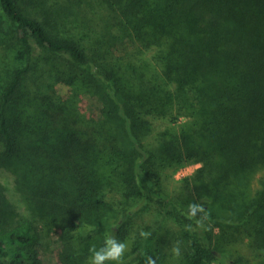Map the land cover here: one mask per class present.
<instances>
[{
    "label": "trees",
    "instance_id": "trees-1",
    "mask_svg": "<svg viewBox=\"0 0 264 264\" xmlns=\"http://www.w3.org/2000/svg\"><path fill=\"white\" fill-rule=\"evenodd\" d=\"M0 14L26 56L0 97V168L29 210L10 223L0 185V264H43L46 238L59 242L54 264H88L106 236L128 242L126 264H144L140 233L152 230L132 201L182 226L184 264H209L207 224L166 182L191 163L202 167L178 182L183 194L199 185L264 239V0H0Z\"/></svg>",
    "mask_w": 264,
    "mask_h": 264
},
{
    "label": "rangeland",
    "instance_id": "rangeland-1",
    "mask_svg": "<svg viewBox=\"0 0 264 264\" xmlns=\"http://www.w3.org/2000/svg\"><path fill=\"white\" fill-rule=\"evenodd\" d=\"M5 20V17L0 14V97L10 81L14 70L26 64L25 48L18 41L16 27L9 23L7 24L8 27L4 26ZM42 53L43 55L46 54V52ZM24 80H31V78L26 77ZM57 88L63 96H66L70 90L69 86L65 84H59ZM84 105L90 113H96L101 106L100 101L92 96L85 97ZM166 122V120L154 121L156 128H161L162 124L164 125ZM186 166L181 168H185ZM196 171L193 175L187 177H193ZM258 175L259 172L257 171L248 181L251 192L255 191L258 187ZM166 182L172 196L174 199H177L185 211L188 212V205L192 202L204 205L209 217L207 220H204L207 224L206 230L212 239V247L217 250V255L209 264H228V260L233 261L238 256L242 257V263L244 264H255L264 260V239L260 235L250 236L245 231L246 225L240 226L241 222L235 211L218 210L208 204L206 202L207 197L204 192H201L199 185L195 189V199L190 200L183 194L182 187L178 182L171 178ZM190 182L195 183V179L190 180ZM0 185L4 189V210L9 222L12 224L20 222L28 215L29 210L20 192L22 191L20 184L18 186L16 184L14 173L5 167L0 168ZM110 197L113 198L112 195ZM131 203L135 205V210H142L135 217L137 224L147 227L146 229L148 230H152V233L142 244L146 245L149 255L156 259L157 264H184V255L188 246L185 235L181 231L182 226L173 219L172 215L164 213L158 205L151 207L142 203V201H132ZM178 241L181 251L179 257L175 256L172 252L173 246ZM58 247L59 242L55 238L43 240L40 250L43 264H54L56 262ZM95 247L97 249L100 248L97 245ZM129 251L130 247L127 253H125V258L133 262L134 254L132 251Z\"/></svg>",
    "mask_w": 264,
    "mask_h": 264
},
{
    "label": "clouds",
    "instance_id": "clouds-1",
    "mask_svg": "<svg viewBox=\"0 0 264 264\" xmlns=\"http://www.w3.org/2000/svg\"><path fill=\"white\" fill-rule=\"evenodd\" d=\"M200 167H202V165L199 163L187 165L185 168L178 169L175 172L173 179L176 182H180L187 176L193 175ZM198 214L202 215H200L199 219H196ZM186 215L190 220L196 219L197 225L201 227H203V221L209 218L204 205L196 202H192L188 205V212ZM187 227L191 230V225H188ZM140 235L147 238L150 233L141 231ZM128 249L129 245L127 241H120L115 236H106L102 247L97 249L93 246L89 249L90 256L88 264H105L107 261H114L115 264H126L125 253ZM172 252L175 256H180L181 251L179 241L173 246ZM144 264H157V261L152 256H147Z\"/></svg>",
    "mask_w": 264,
    "mask_h": 264
}]
</instances>
